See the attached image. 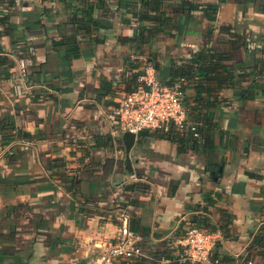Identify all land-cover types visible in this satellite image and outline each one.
<instances>
[{"label":"crops","instance_id":"0c3cea01","mask_svg":"<svg viewBox=\"0 0 264 264\" xmlns=\"http://www.w3.org/2000/svg\"><path fill=\"white\" fill-rule=\"evenodd\" d=\"M182 1L0 0V55L14 61L0 65V264H103L119 207L143 255L113 264H178L193 224L218 232L215 255L264 264V0H188L190 14ZM140 27L152 64L211 48L231 56L235 81L212 94V143L146 129L129 171L112 106Z\"/></svg>","mask_w":264,"mask_h":264},{"label":"built area","instance_id":"2783aa9c","mask_svg":"<svg viewBox=\"0 0 264 264\" xmlns=\"http://www.w3.org/2000/svg\"><path fill=\"white\" fill-rule=\"evenodd\" d=\"M132 58L142 63L144 73L139 77L138 86L130 92L119 91L112 106V118L119 131H130L138 135L151 129L168 131L174 125L180 130L190 128L199 136L197 125L189 121L185 103L187 80L180 78L172 85L161 83L156 68L143 56L133 51ZM116 200H113L115 203ZM118 207V203H116ZM116 214L119 231L115 242L106 249L103 264L113 261H135L143 255V248L138 243L135 233L130 228L129 215L125 208H118ZM220 239L217 231L209 230L201 224H193L178 240L181 252L178 264H253L246 259L228 262L214 254ZM169 259L163 258L160 264H168Z\"/></svg>","mask_w":264,"mask_h":264},{"label":"trees","instance_id":"16d2710c","mask_svg":"<svg viewBox=\"0 0 264 264\" xmlns=\"http://www.w3.org/2000/svg\"><path fill=\"white\" fill-rule=\"evenodd\" d=\"M180 7L183 9V11L188 12L190 14L192 9L198 7V4H195L192 1L183 0ZM209 8L214 11L217 9L215 5H210ZM141 19L143 18L141 17ZM160 19L162 20V17L159 18V20ZM8 22V17H0L1 24H6ZM77 25V33H81L85 30V27L88 25V22L83 21V19H77ZM86 31L88 30L86 29ZM144 31V27H140V32H137L131 38L124 39L125 42L129 43L131 48L134 50L135 54L139 56H142L139 52V48ZM66 43L68 47L72 50V43L74 42L71 43L67 41ZM75 50H77V46H75ZM230 58L231 56H228L227 54H220L211 48L202 47L191 60L181 65H174L171 68L162 69L159 67L158 63H153L154 67L156 68V71L158 70V77L161 83L165 85H172L176 80L180 78H185L187 80V86H193L194 93L192 96H188L186 94L185 103L188 110V119L189 121L197 125L200 137L195 136V132L192 131L190 128L186 129L183 132H180L179 130L173 128V125L170 126V131H167L166 133H163V135L160 136L176 141L180 145H184V142L192 141V145L189 146L190 149H204V147L206 148V145L212 143L213 129L208 125V122L212 117L209 114L208 109L213 105L214 97H212V94L214 93L215 89L229 87L234 84L235 75L230 70V67H228V64L225 63V61L229 60ZM129 60L131 74L129 78L124 79L123 82L119 84L118 90L120 88V91H133L138 86L139 77L144 73V69L142 67L143 65L141 62L138 63V60H135L134 58H132V56ZM261 63L264 65V59L261 61ZM1 64L13 66L14 61L11 60L8 56L0 55V65ZM252 68L253 69L251 71H254V69L257 68L261 69V66L254 65V67ZM107 86L109 87V84H107ZM246 88L251 92L248 94V96H243V91H240L239 96L243 99L251 98V96L254 94V91L251 90L254 87L247 86L245 87V89ZM258 89L263 90V87H257L255 89V94H257ZM101 91L102 90L99 89L100 93ZM5 138L3 139L6 140ZM222 259L228 262H232L230 259H228V257H223Z\"/></svg>","mask_w":264,"mask_h":264},{"label":"water","instance_id":"95a60500","mask_svg":"<svg viewBox=\"0 0 264 264\" xmlns=\"http://www.w3.org/2000/svg\"><path fill=\"white\" fill-rule=\"evenodd\" d=\"M122 138H123L125 150H126V168L130 171L132 169L130 152L133 146L135 145L137 135L134 132L125 131L123 133ZM219 171H221V168L219 169ZM213 174H215V172H213ZM215 179H217V177H215Z\"/></svg>","mask_w":264,"mask_h":264}]
</instances>
